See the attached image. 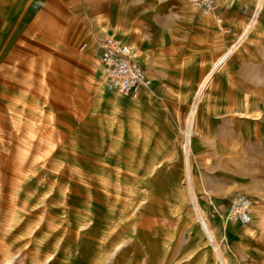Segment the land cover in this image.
I'll list each match as a JSON object with an SVG mask.
<instances>
[{
	"label": "rangeland",
	"instance_id": "374dc122",
	"mask_svg": "<svg viewBox=\"0 0 264 264\" xmlns=\"http://www.w3.org/2000/svg\"><path fill=\"white\" fill-rule=\"evenodd\" d=\"M219 1L236 9L225 23L235 37L248 0ZM34 10L36 22L0 47V264H264V239L222 241L235 222L228 197L248 194L252 174L264 178V12L217 67L226 104L214 110L212 75L194 114L192 139L204 146L192 143L186 159L199 84L228 46L213 16L188 0H49ZM159 27L160 57L175 62L150 74L157 88L137 100L109 93L102 39L126 32L136 44ZM204 105L203 119L216 122L199 128ZM216 142L233 152L210 153Z\"/></svg>",
	"mask_w": 264,
	"mask_h": 264
},
{
	"label": "crops",
	"instance_id": "0c3cea01",
	"mask_svg": "<svg viewBox=\"0 0 264 264\" xmlns=\"http://www.w3.org/2000/svg\"><path fill=\"white\" fill-rule=\"evenodd\" d=\"M40 1H49V0H0V47L7 46V43L10 40L11 41L16 40L17 39L16 33L19 32L20 30H23L22 27L24 25H32L36 22L37 17L40 15V13H39V11L35 12L34 9H35L36 5L39 4ZM218 2L220 5V13L224 19V24H225L227 17L230 15H233L234 10H236V9L233 8V11H229V13H228L227 10L224 9V7L221 5L219 0H218ZM255 2H256V0H248V2H245L243 4L241 11H240L241 12L240 18H241L242 22H241L240 27L236 30L237 34L244 28V26L246 25V23L249 20V13L244 12L245 5H249L250 7H253ZM263 12H264V9L260 15L259 20L261 19ZM228 14H230V15H228ZM141 20L149 21L145 15L141 16ZM148 25H153V24H151V22L149 21ZM153 26H156V25H153ZM263 26H264V23L262 25V28H263ZM158 31H159V34L158 35L156 34L155 36H148L144 31H142L139 35V40L137 41L136 44H133L130 41H125L128 38L125 35V34H127L126 32L125 33L120 32L119 36L113 35V34H108V35L116 36L119 39H121L122 41L134 45L137 49V60H138V62L140 63V65L142 66L144 71L151 77L150 74H152L154 76L158 75V73H159L158 68L160 71V69H163L162 66L165 65V67H167L166 64L172 65L175 62L173 59L168 60V59H164V58L160 57L159 48L161 45H163L166 42L167 36H166V33L162 27H159ZM122 36L126 37V39H124ZM223 36L226 38L225 35H223ZM254 36H255V32L253 33V37ZM230 37H231V40H233L235 38L233 36H230ZM140 44H141V47H140ZM142 50H143V52H142ZM225 50H224V52H225ZM224 52L218 57V59L224 54ZM218 59L214 62L212 67H210V69L208 70V73L203 77V80L199 84L198 90L205 81L207 82L205 90H204V92L201 96V99H200V104L202 103V100L204 99V95L206 93V90L208 89V85L210 84V80L212 79V75L217 72L216 71L217 68H215V64L218 61ZM98 61H99V58H98ZM225 61H226V59L221 63V65ZM169 68H170V66H169ZM225 83L226 82L224 81V73L222 71L217 72L216 73V81L213 84L212 92L209 95V97H208L209 99L207 100L205 105L211 107V109H213V110H214V107H224L225 106L226 103L222 102L221 97H220L221 90L224 89V87L226 86ZM156 88H157L156 83L154 81V89H156ZM154 89H152V90H154ZM152 90L143 89L139 96L130 97L128 99H130V100L140 99L147 92H151ZM141 102L142 101L139 100V102H137V104H135L137 107H132V109L134 111H138V109H139L138 103H141ZM205 105L203 106V109H202L201 114H200V119L198 122L199 128H202V127L204 128L206 126L210 127L211 124L213 125V123L216 122L215 120L206 121L203 119ZM199 107H200V105H199ZM118 115H120V114L118 113ZM112 122L115 124L114 120ZM124 122L127 123V127L130 123L134 126H138L137 120L129 121L126 118V120ZM206 123L208 125H205ZM243 127H244V133H247L248 126L244 125ZM192 143H193V146L195 148H198V147L202 148L204 146V144L203 145L200 144L199 138H193ZM203 150H205V148H203ZM230 150H229L228 146L216 142L214 145V148L210 149L209 152L215 153L218 155H225V154H228L229 152L232 153L234 149H232L231 151ZM209 162L210 161L208 158V162H206V163L209 164ZM196 169H197V167H196V164L194 163V166L191 167V169H190L191 174H194ZM263 182H264V178L258 177L257 174H252L250 179L247 180V183H249V185L246 186V190H247L248 194L243 193V192H239L242 194H246L247 196H249L254 201V210H253V215H252L253 217H252V221H251V226L249 228H245L241 225L232 223V225L243 228L240 231H236L235 228L232 227V225H229V224H228V226L225 225L226 231L223 233L222 241L226 240L228 243V239L230 237V234H233V233L235 235H234V237H231V238H233L235 241H237V240L241 241L243 239L252 238V237L264 239V192L257 189V185L259 183H263ZM236 194H238V192H235L230 197H228L229 201ZM205 208L207 210H204L202 208H201V210L204 213H206L207 216H208V214L213 213L208 206H205ZM225 254L229 256V251L227 250L225 252ZM231 263L232 264H248V263H241V262L236 263L233 261Z\"/></svg>",
	"mask_w": 264,
	"mask_h": 264
},
{
	"label": "built area",
	"instance_id": "2783aa9c",
	"mask_svg": "<svg viewBox=\"0 0 264 264\" xmlns=\"http://www.w3.org/2000/svg\"><path fill=\"white\" fill-rule=\"evenodd\" d=\"M194 7L198 8L205 15L213 16L222 25L228 46L224 54L218 59L215 68L232 55L246 40L252 29L257 24L263 11L264 0H256L253 7L245 5L244 12L249 13V20L237 36L230 40L232 31L224 24L220 13L218 0H188ZM87 43H83L81 49H85ZM99 63L102 67L105 89L122 97L130 98L140 95L143 89H154V80L144 71L137 60V49L134 45L124 42L116 36H105L99 45ZM205 81L198 90L197 99L191 106L189 118L185 129V141L183 152L186 159L190 158L191 139L194 128V114L200 98L205 90ZM253 203L246 194L238 193L231 200L228 206V218L242 225H248L252 221ZM209 240L214 252L222 259L220 244L207 230Z\"/></svg>",
	"mask_w": 264,
	"mask_h": 264
},
{
	"label": "bare ground",
	"instance_id": "6f19581e",
	"mask_svg": "<svg viewBox=\"0 0 264 264\" xmlns=\"http://www.w3.org/2000/svg\"><path fill=\"white\" fill-rule=\"evenodd\" d=\"M124 39H126V37H124V36H122ZM141 37V36H140ZM140 47H141V44H140ZM142 49V48H141ZM142 52H143V50H142ZM191 145H192V141H191ZM200 214H201V216H202V224H203V227H204V229H206V231L208 230V232L210 233V234H212L211 233V231H210V229H209V225H208V222H207V219H206V216H205V213L201 210L200 211ZM205 217V218H204ZM235 224H238V225H240V223H237V222H234ZM226 226H228V224L226 225Z\"/></svg>",
	"mask_w": 264,
	"mask_h": 264
}]
</instances>
